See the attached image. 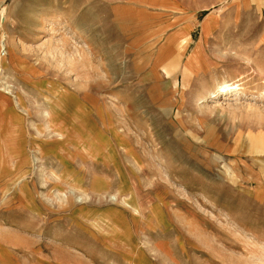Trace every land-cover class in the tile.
Returning <instances> with one entry per match:
<instances>
[{
  "label": "rangeland",
  "instance_id": "374dc122",
  "mask_svg": "<svg viewBox=\"0 0 264 264\" xmlns=\"http://www.w3.org/2000/svg\"><path fill=\"white\" fill-rule=\"evenodd\" d=\"M0 161V264H264V0H0Z\"/></svg>",
  "mask_w": 264,
  "mask_h": 264
},
{
  "label": "bare ground",
  "instance_id": "6f19581e",
  "mask_svg": "<svg viewBox=\"0 0 264 264\" xmlns=\"http://www.w3.org/2000/svg\"><path fill=\"white\" fill-rule=\"evenodd\" d=\"M208 25V23L206 22V23H204L203 24V28L205 29L206 28V26ZM183 43L184 42H182V41H180L179 43L177 42V44H176V47L178 48V51H180V49L181 48H183ZM204 47V46H203ZM202 49V48H201ZM184 51V50H183ZM202 51V50H201ZM182 52V51H181ZM199 53V51H197L196 53H194V55H192V57H195V58H197L196 57V55H199L198 54ZM198 57H200V56H198ZM193 60V59H192ZM195 62V61H194ZM172 63L174 64V66H179V58H178V56L176 57H173V60H172ZM193 63V62H192ZM195 63H197V62H195ZM192 64H190V66H191ZM196 66V65H195ZM194 65H193V68L195 67ZM192 67V66H191ZM190 67V68H191ZM179 68V67H178ZM177 68V69H178ZM177 69L174 71V74L172 75L171 74V76H170V80L173 82V84H175L176 83V80H175V76H176V72H177ZM190 75V71H189V69H187V68H184L183 69V71H182V76H183V80L184 79H186V77H188ZM240 88H238L234 83H229V81H223V82H221L220 84H218V87H217V89L211 94L212 96L211 97H218V96H223V95H227V94H229L230 92L232 93L233 91H235V94H237V93H243V91L241 90V91H238ZM1 162V161H0ZM259 184V183H258ZM255 189V188H254ZM257 189V188H256Z\"/></svg>",
  "mask_w": 264,
  "mask_h": 264
},
{
  "label": "crops",
  "instance_id": "0c3cea01",
  "mask_svg": "<svg viewBox=\"0 0 264 264\" xmlns=\"http://www.w3.org/2000/svg\"><path fill=\"white\" fill-rule=\"evenodd\" d=\"M173 58L169 60V62H172ZM177 73V72H176ZM174 74V72L172 73V75ZM170 77V76H169Z\"/></svg>",
  "mask_w": 264,
  "mask_h": 264
}]
</instances>
